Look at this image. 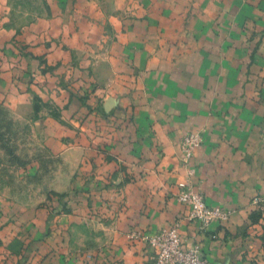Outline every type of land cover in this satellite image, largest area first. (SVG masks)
I'll return each instance as SVG.
<instances>
[{"label":"crops","instance_id":"0c3cea01","mask_svg":"<svg viewBox=\"0 0 264 264\" xmlns=\"http://www.w3.org/2000/svg\"><path fill=\"white\" fill-rule=\"evenodd\" d=\"M49 1L54 15L42 26L65 49L91 50L85 72L113 99L97 122L105 150H51L74 167L51 184L69 188L71 210L1 207L0 251L15 256L4 245L20 239L33 262L50 252L44 264H82L64 247L72 221L99 214L109 217L95 227L108 235V257L122 264H154L153 250L129 234L174 222L207 264H264V210L252 205L264 194V0ZM70 101L81 109L78 97ZM192 131L202 136L192 183L209 204L232 210L204 231L177 199L180 140Z\"/></svg>","mask_w":264,"mask_h":264},{"label":"rangeland","instance_id":"374dc122","mask_svg":"<svg viewBox=\"0 0 264 264\" xmlns=\"http://www.w3.org/2000/svg\"><path fill=\"white\" fill-rule=\"evenodd\" d=\"M53 15L49 0H0V208L21 203L59 216L71 210V192L51 184L63 182L64 175L71 177L74 167L51 150H105L96 141L103 136L97 122L108 116L113 99L85 72L92 65L91 54L86 53L91 50L65 49L58 35L42 26ZM73 96L82 101L81 109L73 108ZM88 120L95 125L88 127ZM119 170L124 172L123 167ZM94 215L72 221L65 249L71 247L82 264H122V259L108 257V235L95 228L97 222L106 225L109 217ZM28 245L20 239L4 245L15 256L0 251V264H44L50 252L33 262Z\"/></svg>","mask_w":264,"mask_h":264},{"label":"built area","instance_id":"2783aa9c","mask_svg":"<svg viewBox=\"0 0 264 264\" xmlns=\"http://www.w3.org/2000/svg\"><path fill=\"white\" fill-rule=\"evenodd\" d=\"M201 141L202 136L198 131L187 132L180 140V158L185 169V178L177 184V199L187 206V218L197 221L199 229L204 231L212 221L227 220L232 210L209 204L203 192L191 181L196 172L192 158ZM252 205L258 210H264V194L254 196ZM178 228L179 222H174L153 234L135 232V235L142 238L153 250L154 264H207L200 243L183 246Z\"/></svg>","mask_w":264,"mask_h":264},{"label":"trees","instance_id":"16d2710c","mask_svg":"<svg viewBox=\"0 0 264 264\" xmlns=\"http://www.w3.org/2000/svg\"><path fill=\"white\" fill-rule=\"evenodd\" d=\"M256 215H257V213H256Z\"/></svg>","mask_w":264,"mask_h":264}]
</instances>
